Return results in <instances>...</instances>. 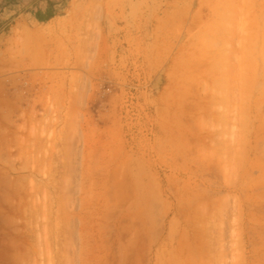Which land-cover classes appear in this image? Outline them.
Instances as JSON below:
<instances>
[{"label":"rangeland","instance_id":"1","mask_svg":"<svg viewBox=\"0 0 264 264\" xmlns=\"http://www.w3.org/2000/svg\"><path fill=\"white\" fill-rule=\"evenodd\" d=\"M98 11L0 73V264H264V0Z\"/></svg>","mask_w":264,"mask_h":264},{"label":"crops","instance_id":"2","mask_svg":"<svg viewBox=\"0 0 264 264\" xmlns=\"http://www.w3.org/2000/svg\"><path fill=\"white\" fill-rule=\"evenodd\" d=\"M161 1L163 0H0V73H11L17 68L24 70L32 65V55L45 47L41 41L46 38L49 26H56L57 21L67 14L79 18L89 8H95L96 11L98 9L99 24L104 36L119 33L120 36L127 37L128 33L134 34L132 30L137 29L145 16H154L153 10ZM166 10L163 18H171L177 13V10L172 12L169 7ZM154 23L156 24V20ZM166 23L174 22L171 19ZM21 39L36 42V51L32 52V44L20 47L17 41ZM17 55L20 56L18 59ZM9 84L8 79L0 78V88H6ZM0 103H3L2 99ZM2 140L0 136V144Z\"/></svg>","mask_w":264,"mask_h":264},{"label":"bare ground","instance_id":"3","mask_svg":"<svg viewBox=\"0 0 264 264\" xmlns=\"http://www.w3.org/2000/svg\"><path fill=\"white\" fill-rule=\"evenodd\" d=\"M197 16H198V15H197ZM169 98H171V96H170ZM185 239L187 240V238H185ZM186 242H187V241H186ZM188 242H189V239H188ZM185 244H186V243H185ZM190 245H191V244H190ZM185 246H186V245H185ZM185 248H186V247H185ZM185 248H184V249H185ZM188 250H189V249H188ZM185 251H186V250H185Z\"/></svg>","mask_w":264,"mask_h":264}]
</instances>
